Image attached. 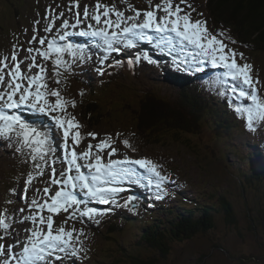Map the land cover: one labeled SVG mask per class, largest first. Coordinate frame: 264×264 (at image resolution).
<instances>
[{"label": "rangeland", "instance_id": "374dc122", "mask_svg": "<svg viewBox=\"0 0 264 264\" xmlns=\"http://www.w3.org/2000/svg\"><path fill=\"white\" fill-rule=\"evenodd\" d=\"M103 2L109 4L115 3L118 8L125 11L126 15H132L121 0H103ZM129 2L138 9H146L149 7L150 2L152 5H155L159 3L160 0H155L154 2L151 0L148 2L147 0H129ZM79 3L81 11L84 5H89V10L92 11V6L95 5L96 0H79ZM192 3L196 8V12L193 13V18H201L199 13H203L202 18L206 19L211 31L210 19L208 18L209 13L205 8L207 5L205 0H192ZM68 6L69 0H0V57H10L13 45L20 46L19 58L28 55L25 51L28 47L46 49V44L41 46L35 42L31 45L28 43L34 34L38 35V37H45L48 40L56 38L57 43L61 46L72 44L74 48L83 49L84 58L82 60L73 57L70 53L63 54L66 67L65 65L59 67L58 70L61 75L58 77L52 76L55 55L53 54L52 58L46 62V66L49 70L48 74L52 76V79L49 80V86L53 89H59L65 100H74L76 102V107L72 108L69 106L68 112L75 114L76 119L83 125L82 131L85 134L88 132L99 133V138H104L105 134H112L115 137L116 133H121V135L116 138L117 143L115 145L118 147L119 152L116 156L112 157L113 159H122L125 155L132 159L147 157L162 166V174L170 178L167 184L176 182L183 185L185 184L189 186V189H187V193L189 194H193L194 191H203L208 196L209 201L214 203V205H205L210 212L215 210L214 206H217L216 212L210 216L211 220L214 222L213 226L210 224L209 229L205 233L197 234L190 240L185 241L177 240L172 243L174 240L168 238L162 241L164 242L163 245L166 246L165 248H168L167 254H165V248L164 251L161 252L158 248L155 250L150 249L145 244L140 246L141 238H139V244L137 245V241L134 238V235H137V233L134 229L124 228L121 231L118 229H112V231L108 230L107 224L112 221L114 216L125 218L126 220L129 216L130 220H136L133 216V212L131 213L128 209L115 207L114 205L111 206L113 211L102 217L99 224L87 218H83V221L91 227L83 226L80 223L81 218L77 214V219L75 221L69 220L66 225V227L69 228L73 225L77 229L83 228L85 232V235L81 237L85 251L77 257V261L80 257H85L86 255L96 256L93 260H96L97 256L98 258L107 260L108 258L105 257H107L106 253L109 249H113V252L110 253V256H112L116 248L119 247L121 251L125 246V248L129 249V252H132L131 254L128 253L130 256L133 254L132 257H136L140 262L155 261L153 262L155 264H264V179L258 178L255 183L249 180L247 174L248 167L250 166L245 162L243 154L240 153V151H243V143L246 141L252 148L254 155L264 164V159L257 154V148H262L264 146V123L256 124V130L254 131H250L247 128L245 135L234 133L233 136L229 138L228 136H219L216 134V130L211 127L208 118H204L206 111L202 113L201 120L204 122L205 119L207 124L203 125L204 127L201 126V128L193 123H186V121L178 125L177 122H180V116L177 117L178 119L176 122L172 121L170 119V117H172L170 112L174 111L168 109L165 111V114L168 113L169 115L166 116L167 119L178 127L183 126V128L193 132V134L186 133L189 137H186L184 134L182 137H179L176 133L171 134L168 129L167 131L162 129L163 132L169 134L168 140L161 139L158 141L154 136L148 137L147 134H139V137L138 133L141 131V128L135 126L133 122H131L132 126L128 123L131 120L129 114L132 115L133 112L135 115L137 110L141 115L144 113L147 114L152 108L159 110L160 108L155 107L156 105L152 106L150 98H153L156 102L158 101L159 104L164 103L166 105H172L176 99L182 98L180 94L181 89H179L180 86L183 87L188 85L187 90L194 91L195 87L191 83L197 81L198 75L200 79L205 82L204 74L205 69H208V62L198 64L196 60L189 59L195 52V49L181 52L174 47L170 50L167 44L160 43L156 45L155 42L157 40H152L151 42L137 41L136 44L142 46L139 49H136L135 46L131 49H122L119 53L106 54L100 42L96 41L97 38L92 37L95 38L94 41L91 40V36L81 37L79 34L78 30L82 29V31H88L90 29L87 28V25L92 23L95 26V22L85 20L81 25L76 27L78 30H73L70 27L63 29L61 27L63 19H67L69 23H75V17L71 12L67 11ZM60 12L64 13L63 17L58 16ZM158 13L163 15L162 12ZM49 15L54 16L55 24L53 31L51 33H46L43 29L49 23V20L45 17ZM36 21L40 23L36 24ZM217 30H219V28H216V31ZM64 31H67L72 38L69 39L68 35L65 40L60 41L58 37ZM75 34L80 37L76 43H74ZM175 45L180 44L176 42ZM230 45L237 51L243 52L245 60L253 65V75L262 82L260 85L261 95H264V53H259L262 50L255 49L254 46H252L250 51L241 50L242 48L236 44ZM142 50L146 51L150 57L159 60V63L153 60H151V63L147 62V58L138 53ZM106 55L107 59H105ZM181 55H185L186 58H181ZM136 57L141 58L139 62H135ZM129 60L134 61V66L123 68L126 67ZM186 60L187 62H185ZM245 60L239 62L244 63ZM30 62V60L25 61L24 64H22V68H26L27 64ZM37 62H42L39 57L37 58ZM88 62L90 64H88ZM122 62L125 66L121 64ZM9 63H11L10 60ZM101 64H103L104 67L101 66ZM165 66L177 70H190L191 74L188 75L173 71ZM110 67H112V70L115 69L111 77H115L116 79L109 81L111 82L109 84H104L102 86L100 84L98 85L97 82H103V74H101L98 69H102L103 72L106 71V73H108L111 71ZM117 70L122 72L119 74ZM32 71L35 73L36 69ZM199 71L204 72L199 73ZM176 73H178L179 76H177ZM164 74L165 77L162 81L161 79ZM111 77H109V79ZM171 77H176L177 80H170ZM77 78H80L83 82L77 81ZM7 79L6 76V80ZM57 79L60 80L59 84L55 83ZM88 81L94 85L97 84L98 89H100V93H98L97 96L94 95V100L97 99V102L100 104L110 105L112 109H114L116 105L122 107L121 111H111L113 112L112 114H103L111 117L110 120H107L109 123L103 122V115L99 118V114L93 118L94 122L92 123L83 119L82 105L78 99L81 97L93 98L91 88L87 85ZM220 81L221 80L216 83L218 85L222 84ZM173 82H178V84L174 87V84H172ZM5 88L6 86H0V91H4ZM203 93V96H205L206 94H214L216 92L214 89H210ZM217 93L220 94L221 92L218 90ZM142 97L145 103L142 101ZM50 99L54 100L55 98ZM2 103L3 102H0V104ZM135 103H137V105H135ZM206 107L208 108V106ZM5 111L10 115H20L21 118L28 123L33 124V122H36L35 125L33 124L35 127L40 128L42 131H48L52 137L50 143H53L55 147H53V152L49 154V162L55 159V166L58 172L62 167H66V165L61 164L62 158L65 156L61 140L62 134L57 132L50 116L23 106L21 107V112H19V109H5ZM26 113H30L31 116L28 117ZM35 114L38 116L37 119L34 118ZM199 117L200 116L196 115L195 118L191 120L193 122H198ZM242 117L244 122H246V117L243 114ZM134 119L138 118L135 117ZM209 119L212 120L210 117ZM152 123L158 127L159 123ZM166 125L168 128H171L168 124ZM178 127L173 128V131L176 130L178 133L183 131L181 127H179L181 130ZM199 131L202 133L200 134ZM145 132L147 133L146 129ZM156 133L161 135L159 131ZM173 135L178 136V139H174L172 137ZM223 135H225V133H223ZM215 136H217L218 139ZM124 139H129L136 151L125 148L122 144ZM89 142L96 143V141H92L90 137L85 135L77 151H84ZM224 142L230 143L224 145ZM17 147L18 144L15 139L6 140L0 138V215H5L7 217V222L11 225L7 235L4 234L3 229H0V235H5V239L0 241V243L13 245L14 251L19 254L21 245L16 244V241L23 240L27 235L25 229L32 227L30 222H21L22 218L30 214L28 204L31 202V199L34 197L41 199L43 197V192H37L36 189L42 190L45 186H48L50 169L45 167L44 176H38L33 181V184L28 188L27 198L25 199L24 185L27 173L32 172L33 175H35V169L30 160L29 150L24 149L22 152H17ZM229 150H231L232 155L229 154ZM259 152L263 156L262 150ZM237 155L240 160L244 161L243 167L239 166L237 163ZM104 156L106 161L108 158L106 152ZM79 162L84 163V161ZM237 169L245 171L243 178L237 175L239 174ZM82 171L88 174L86 168H82ZM258 171V167L251 166L249 173L252 176ZM137 172L141 176V183L133 184L124 182L121 186L124 187L126 191L120 194V202L122 203L124 198L131 195L135 198L133 203L136 204V208H139V210L141 208L150 210L151 204H156L159 201L155 199L157 190L154 186L147 183V172L138 167ZM57 178H59V176ZM240 178L241 181H244L242 180L244 178L247 179L255 189L250 184L248 187L245 182L242 184L241 181H239ZM178 187L181 188V185ZM12 189H15V193L11 191ZM55 190H57V186H52V192ZM75 190L78 193L77 198L88 201V206L100 209L109 207V205H101L95 201L83 198V192L79 188ZM254 190L258 191L259 195L253 193V196L252 192H254ZM224 199H226V202L231 206L226 207V209H231V211L227 210V213L230 215L229 217L226 215V210H224L222 206V200ZM9 201L11 202L9 203ZM205 203L206 201H202L201 205ZM21 208L25 209V211L20 212L19 210ZM71 211L72 209H69V213H71ZM190 211L191 213H196L194 221H197L196 218L200 217L199 213L202 212V210L192 208ZM69 213H61L55 216L54 219L56 224L54 227L59 226ZM47 214V212L44 213V215ZM170 214L174 215L173 213ZM201 219L205 220L204 217H201ZM141 220H144V218L141 217ZM152 223L153 221L151 220L147 227L151 226ZM166 223L167 222H162L163 226H165ZM145 227H143V229ZM168 228L170 229V225ZM116 240L118 242H116ZM144 242L148 244L147 241ZM76 246L79 247L80 244L78 243ZM2 259L3 257H0V260ZM116 261L121 263L123 259L116 260L112 258L109 261L100 260V263L115 264L114 262ZM88 263L91 264V261H88ZM56 264H59V262H56ZM64 264H74V261H72L70 257H66ZM121 264H133V262H123Z\"/></svg>", "mask_w": 264, "mask_h": 264}, {"label": "snow or ice", "instance_id": "6c2138e0", "mask_svg": "<svg viewBox=\"0 0 264 264\" xmlns=\"http://www.w3.org/2000/svg\"><path fill=\"white\" fill-rule=\"evenodd\" d=\"M121 2L132 15H126L115 3H104L103 0H96L92 11L89 10V5H84L81 11L79 0H69L67 11L73 14L75 23L70 24L67 19H63L61 27L76 28L85 20L95 22V26L92 23L87 25L90 30L81 31L79 34L99 38L106 54L134 48L136 41L151 42L153 37L149 32L159 34L161 40L157 43L167 44L170 50L175 47L176 42L182 46H191L195 49L192 59L198 64L208 62L214 68L224 69L223 79L220 81L222 84L227 85L228 81L236 82L227 90L245 101V104L236 106L235 111L246 117L247 128L254 131L256 124L264 123V95H261L260 88L262 82L254 77L253 65L245 60L243 52L229 47L221 39L224 36L223 31L219 33L210 31L206 19L202 18L203 13H199L201 18H193L196 8L192 0H160L155 5L149 4L146 9L136 8L129 0ZM158 12H162L163 15L158 16ZM58 16L63 17L64 13L60 12ZM45 18L49 23L43 30L51 33L55 18L52 15ZM39 23L36 21V24ZM169 34H174L176 41ZM68 35L69 33L64 31L58 38L63 41ZM229 40L231 44L236 43L231 38ZM34 42L41 46L46 44L47 47L46 49L28 47L25 50L28 55L19 58L20 46L13 45L10 57H0V86H6L4 91H0V102H3L0 104V138L15 139L18 144L17 152L29 150L35 175L32 172L27 173L24 185L25 199L33 181L38 176H44L45 167L50 169V175L48 186L42 190L36 189L37 192H43V197L32 198L28 204L30 214L22 218L21 222H30L32 227L25 229L27 235L23 240L16 241V244L21 245L19 254L14 251L13 245L0 243V257H3L0 264H56V262L64 264L66 257L80 256L85 251L81 241V237L85 235L84 229H77L74 225L71 228L66 227L68 221H75L78 214L81 223L84 222L83 218H87L99 224L102 217L113 211L111 207L113 205L134 211L135 198L129 195L121 203L119 196L126 191L121 186L124 182L141 183L137 167L148 173L147 183L157 190L156 200H162L169 195L167 183L170 178L162 174L161 165L147 157L132 159L125 155L122 159H113L112 157L119 152L115 145L116 138L121 133H116L115 137L112 134H105L104 138H99L100 134L96 132L85 134L82 131L83 125L76 119L75 114L68 112L69 106L76 107V102L65 100L59 89L49 86L52 76L61 75L59 67L61 65L66 67L63 54L70 53L82 60L84 50L74 48L72 44L61 46L56 38L48 40L36 34L28 41L30 45ZM53 54L55 60L52 76H49L46 62ZM38 57L41 63L37 62ZM140 59L136 57L135 62H139ZM28 60L31 62L26 68H22V64ZM241 60L245 62L240 63ZM147 62L152 61L147 59ZM128 63L132 66L134 61L129 60ZM33 69H36L35 73ZM98 71L103 74L102 69ZM55 83L59 84L60 80H55ZM22 106L50 116L57 132L62 134L65 156L61 164L66 167H62L59 172L55 166V159L49 162V154L53 152L49 132L26 122L20 115H10L5 111L19 109ZM85 135L96 143L89 142L84 151L78 152L77 148ZM122 144L125 148L136 151L129 139H124ZM105 152L108 157L106 161ZM82 168L88 170L87 175ZM52 186H57V190L52 192ZM76 188H79L90 201L109 207L100 209L88 206V201L77 198L74 192ZM11 191L15 193V189ZM69 209H72L71 213ZM19 211L24 212L25 209L21 208ZM45 212L48 214L44 215ZM61 213L69 214L59 226L54 227L56 224L54 217ZM10 227L7 217L0 215V229L4 230L5 235L8 234ZM5 235H0V241L5 239ZM78 243L79 247L76 246Z\"/></svg>", "mask_w": 264, "mask_h": 264}, {"label": "trees", "instance_id": "16d2710c", "mask_svg": "<svg viewBox=\"0 0 264 264\" xmlns=\"http://www.w3.org/2000/svg\"><path fill=\"white\" fill-rule=\"evenodd\" d=\"M205 3H207L205 8L210 15V16L208 15V17L210 19V23L213 26V31L215 33H219L223 31L224 32L223 38H225V40L230 41L229 38H231L232 40L236 41L235 44H241L250 49L252 48V46H254L255 49L262 50L261 53H264V0H205ZM216 28H219V30L216 31ZM123 68H127V67H123ZM110 72H112L113 74V70ZM112 79H116V78L113 77ZM170 80L175 81L177 79L176 77H171ZM179 89H181L180 94L182 95V98L181 100L178 99L179 102L177 103L180 104V108L183 109V112H182L183 116L184 114H186L187 117L184 118L181 115H179L180 122H177L178 125L185 123L186 121V123L190 122L195 125H198L199 127L201 126L204 127L203 125L207 124V122L202 124L203 121L201 120V115L204 111H206L205 112L206 115L211 114L212 116L220 117L222 114L224 115L225 114L224 111L227 110V108H225L224 105L221 106L217 101L216 103L218 106H215V102L212 99V97L215 95H219L218 93L206 94L205 96H203L204 93H201L200 98H198L196 95V91H197L196 88H194V91H188L187 90L188 87L187 85H185L183 87L180 86ZM96 90H99L97 84L93 85L91 88V91L93 93H95L94 91ZM141 99H143V97ZM93 100H94V97H93ZM142 101L144 102V99ZM135 105H137V103H135ZM155 105H156L155 103H152V106H155ZM206 106H208V108ZM155 107H158V106L156 105ZM98 110H99V103L96 100H94V104L89 105L83 110V119L86 120L87 122H91V123L94 122L93 118H95V116L98 114L97 113ZM111 110L114 112H118L122 110V107H118V105H116L115 108L114 109L111 108ZM161 113L163 112L152 108L151 110L147 112V114L144 113L141 115V113H139L138 110L135 115L133 114V112H132V115L129 114L130 115L129 118H131L135 126H138L139 128H141V131L138 133V136L139 134L141 135L147 134L148 137L154 136L156 139H158V141L161 139L168 140L169 134L167 132H163V130L167 131V129L171 134L176 133L179 137H182L183 134L186 137H189V135L187 136L186 133L193 134V132L183 128V126H179L183 129V131L179 133L176 130L173 131V128H177L178 126L170 122L167 119L166 116H169L168 113H166L165 116H164V113L163 114ZM170 113L172 114V117H170V119L176 122L178 119L177 116H175L174 112H170ZM101 115L103 114H99V118L101 117ZM105 115H103V118H104L103 122H107V120L110 119L109 115L108 116H105ZM196 115L200 116L199 121L193 122L191 119H194ZM135 117H137L138 119H134ZM152 122L159 123L158 127L155 126ZM128 123L132 126L131 121ZM166 124H168L171 128H168ZM246 127H247L246 124H244L243 126L240 127V129L246 128ZM145 129L147 130V133L145 132ZM214 129L216 130V128ZM155 131L156 132L159 131L162 136L158 135ZM199 132L200 134L202 133L201 131ZM225 132L229 133V130H226ZM230 133H231V136H233L235 131L232 130ZM178 136L173 135L172 137L174 139H178ZM230 140L234 141L233 139H230ZM226 143H230V142H224V145ZM229 151H230L229 154L232 155L231 150ZM250 168L251 166L248 167L247 176L249 177V180L252 181V176L249 173ZM256 173L258 174V177H260L263 174L262 169L259 168V171ZM242 180L244 181H241V178L239 180L241 181L242 184H244L245 182V184H247L248 187H249V184L251 185V183L247 179L244 178ZM253 188L255 189L254 186ZM253 193L259 195L258 191L254 190V192H252V195ZM181 204L184 207H188L187 201H181ZM226 207L228 206L227 205L223 206L226 212L227 210L231 211V209H226ZM171 209H172L171 211L174 214L173 216L172 215L161 216V218H159L157 222L152 223L151 226H149L150 228L147 227V224L150 221L149 219H146V218L144 220L139 219L138 224H132L130 221H128L129 223H127L126 219L122 218L120 220L113 219L111 222H109L108 230L112 231V229H118L119 231H121L125 228L126 224L128 226H132V225L140 226V227L146 226L144 229L138 230L141 233H143L141 240H140V244H142V246L145 244L146 246H148V248L154 249V250L158 248L161 252H163L166 246L163 245L164 242L162 241H164L165 239L168 238V239L174 240L172 241V243L176 242L177 240L179 241H185L187 239L190 240L194 235H196V233L203 232V231L206 232L209 229L210 224L212 225V220L210 218L211 212L209 209H207L206 207L202 205L198 207V209L202 210V212L199 213L201 214V216L196 218V220L199 223L197 221H194V218H195L194 214L191 213V211L188 210L187 208L177 209L173 207ZM160 212L164 213L165 209H160ZM201 217H204L205 220H202ZM127 218L128 220H130L129 216ZM162 222H167V223L165 226H163ZM169 225H170V229L168 228ZM134 238L136 239L135 235H134ZM144 241H147L148 244H146ZM116 242L118 241L116 240ZM136 244L137 245L139 244V240L136 242ZM167 250L168 248H165V254H167ZM121 251L123 254L121 253ZM121 251L119 250V247H118L114 250V254L110 256V253L113 252V249L112 250L109 249L108 252L106 253L107 258L108 259L115 258L116 260L123 259L121 263L133 262V264H155L153 263L155 261L140 262L139 260L136 259V257H132L133 254L130 256L132 252H129V249L125 248V246L123 247ZM124 251L127 253H125ZM108 259L105 260V259L97 258V264H101L100 260L109 261ZM114 263L121 264L118 261Z\"/></svg>", "mask_w": 264, "mask_h": 264}, {"label": "bare ground", "instance_id": "6f19581e", "mask_svg": "<svg viewBox=\"0 0 264 264\" xmlns=\"http://www.w3.org/2000/svg\"><path fill=\"white\" fill-rule=\"evenodd\" d=\"M149 1V0H148ZM150 4H151V2H150ZM157 15L158 16H160L161 14H159V13H157ZM209 18V17H208ZM209 20V19H208ZM70 24H73V23H70ZM71 29H73V30H76L77 28H72V27H70ZM78 30V29H77ZM79 31V33L82 31V29H80V30H78ZM149 35H151L152 37H153V40H157V41H159V40H161V36L159 35V34H156V33H151V32H149ZM169 35H171L172 37H173V40L175 41V36H174V34H169ZM68 38L69 39H71L72 37H71V35H69L68 36ZM78 38H80V37H78V35L77 34H75V39H74V43H76V42H78ZM90 38H92V37H90ZM93 39H95V38H93ZM99 40V41H98ZM96 41L97 42H100V44L102 45V41L99 39V38H97L96 39ZM157 41L155 42L156 43V45H159L158 43H157ZM137 42V41H136ZM142 46H140V45H138V44H136V49H139V48H141ZM175 49L176 50H178V51H181V52H186L187 50H193V48H191V46H182V45H175ZM138 53H140V54H142V55H144L145 56V58H147V59H150V60H153V61H156L157 63H159V60H157V59H154V58H152V57H150L147 53H146V51H144V50H142V51H140V52H138ZM186 55H188V54H186ZM193 56V55H192ZM192 56H190V58L189 59H192ZM159 57H161V56H159ZM181 58H186V56L185 55H181L180 56ZM104 60V59H103ZM88 64H90L89 62H88ZM101 66H103L104 67V65L103 64H101ZM165 67H167L168 69H170V70H173V71H177V72H181V73H185V74H188V75H190L191 74V71L190 70H188V71H184V70H177V69H175V68H172V67H169V66H165ZM209 68L210 67H208V69H205V73H207L209 76H210V71H209ZM113 70H115V69H113ZM219 70V69H218ZM112 71V70H111ZM122 71H120V70H117V73H121ZM200 72H204V71H199V73ZM95 73V72H94ZM97 73V72H96ZM116 73V74H117ZM135 73V72H134ZM111 75H112V72H108V73H106V71L105 72H103V76H102V81H103V83H106V84H108L109 83V80L110 81H112V78L113 77H111ZM176 75L177 76H179V74L178 73H176ZM109 77H111L110 79H109ZM108 79V80H107ZM107 80V81H106ZM77 81H79V82H83L80 78H77ZM137 82V81H136ZM197 83V81L196 82H194V83H191V84H196ZM172 84H174V87H175V85L176 84H178V82H173ZM187 87H188V85H187ZM139 88H141V87H139ZM100 90V89H99ZM215 90V92L217 93L218 92V89H214ZM154 94V93H153ZM96 101H97V99H96ZM150 102H152V103H155L160 109V111L161 112H163L164 114H165V111L166 110H168V109H171V111H174L175 113H176V116L178 117L179 115H181L182 117H184V118H186L187 117V115L186 114H184V116H183V114H182V112H183V109H181L180 108V105H178L175 101L173 102V104L172 105H166V104H162L161 102V104H159L158 103V101L156 102V101H154V99L153 98H150ZM226 108V107H225ZM173 109V110H172ZM19 112H21V108H19ZM30 112V111H29ZM169 112V111H168ZM35 113V112H34ZM26 115L29 117V116H31L30 115V113H26ZM35 119H37L38 118V116L35 114V117H34ZM111 118V117H110ZM110 120V119H109ZM131 122H132V120H130ZM129 121V122H130ZM203 121V120H202ZM206 121H205V119H204V122L203 123H205ZM34 123V122H33ZM187 136H188V134H187ZM201 144V143H200ZM63 159V158H62ZM252 166V165H251ZM87 175V174H86ZM74 192H75V194L76 195H78V193H77V191L76 190H74ZM84 194V193H83ZM78 197V196H77ZM83 198H86V199H88L86 196H83ZM180 202H181V200H179ZM133 212V216L136 218V220L135 221H132V220H128V221H130L132 224H138V220L139 219H141V217H144V219L146 218V216L148 215V211L147 210H145V209H143V208H141L140 210H139V208H135V210L134 211H131V213ZM194 214V216H195V214L196 213H193ZM173 216V215H172ZM200 216H201V214H200ZM136 236V241H138L139 240V238H141L142 237V233H140V234H137V235H135ZM140 246H142V244H140ZM148 247V246H147ZM95 258V256H93V257H91V259L93 260ZM70 259L72 260V261H74V264H89L88 263V261H87V259L85 258V257H80L79 259H78V261H77V257H70Z\"/></svg>", "mask_w": 264, "mask_h": 264}]
</instances>
